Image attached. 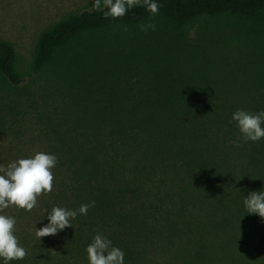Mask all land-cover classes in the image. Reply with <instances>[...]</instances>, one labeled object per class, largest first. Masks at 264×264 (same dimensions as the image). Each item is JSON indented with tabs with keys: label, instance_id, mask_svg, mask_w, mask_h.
I'll list each match as a JSON object with an SVG mask.
<instances>
[{
	"label": "trees",
	"instance_id": "16d2710c",
	"mask_svg": "<svg viewBox=\"0 0 264 264\" xmlns=\"http://www.w3.org/2000/svg\"><path fill=\"white\" fill-rule=\"evenodd\" d=\"M156 2L155 16L140 6L119 19L85 9L52 24L37 40L30 83L14 46L0 40V87L40 88L39 137L58 158L35 228L53 207L95 201L73 227L26 240L31 254L9 264H89L98 232L124 252V264H148L156 241L181 229L183 194L192 191L213 211L208 226L222 232L179 248L183 264H218L215 245L233 249L249 231L256 244L264 238V219L244 206L250 192L264 191V138L231 143L233 113L264 110V0ZM149 23L155 30L141 31Z\"/></svg>",
	"mask_w": 264,
	"mask_h": 264
},
{
	"label": "rangeland",
	"instance_id": "374dc122",
	"mask_svg": "<svg viewBox=\"0 0 264 264\" xmlns=\"http://www.w3.org/2000/svg\"><path fill=\"white\" fill-rule=\"evenodd\" d=\"M94 0H0V40L10 42L18 55V67L26 75V83L31 82L30 66L35 53L36 43L41 32L52 24L58 22L71 13L85 9H93ZM199 31L196 30V38ZM198 36L197 38H199ZM226 52V51H225ZM224 52V54H225ZM40 88L33 84L28 89L19 93L6 91L0 87V103L6 102L16 106L14 111L7 108L0 110V166L20 158H29L36 152H44V138H40L45 121L41 119L44 105L38 95ZM173 187V195L177 200L178 189ZM176 189V190H175ZM190 192V191H189ZM183 194L184 207L180 217V230L174 232L173 242H167L160 237L147 257L148 264H183L185 257L178 251L179 248L192 245L197 239L205 237L219 240L221 228L211 229L207 224L208 218H213L212 209L202 199L194 198L192 194ZM38 203L32 211L23 212L16 206H9L0 211V215L15 218L14 235L18 238L19 245L31 254L27 241L36 242L34 232L35 215ZM219 214L216 220L219 221ZM237 247L219 249L215 245L214 258L218 264H264V238L256 244L255 235L249 231L238 239ZM219 256H222L221 259ZM38 260V257H35ZM0 264H3L0 261Z\"/></svg>",
	"mask_w": 264,
	"mask_h": 264
},
{
	"label": "clouds",
	"instance_id": "9594fccd",
	"mask_svg": "<svg viewBox=\"0 0 264 264\" xmlns=\"http://www.w3.org/2000/svg\"><path fill=\"white\" fill-rule=\"evenodd\" d=\"M144 7L147 12L155 16L160 5L156 0H94L93 9L102 10L105 19H119L125 16L129 9ZM141 31L155 30L154 23L141 24ZM127 31V26H124ZM232 120L236 123L239 135L231 143L239 147L241 139L244 142H257L264 138V110L249 112L237 109ZM58 158L54 154L36 152L29 158H20L9 163L6 167L0 166V211L10 205L26 211H32L37 205V198L41 194L53 191L54 175L52 169L56 167ZM95 206V201L80 205L79 209L69 210L62 207H53L47 219L48 224L36 229L38 240L42 237L56 235L66 227H73L71 220L77 215H87L89 208ZM244 206L249 214H258L264 219V191H252L244 197ZM14 217L0 215V258L4 264L10 261L23 260L27 250L19 245L14 235ZM89 264H124V252L113 246L112 241L101 233H97L86 248Z\"/></svg>",
	"mask_w": 264,
	"mask_h": 264
}]
</instances>
